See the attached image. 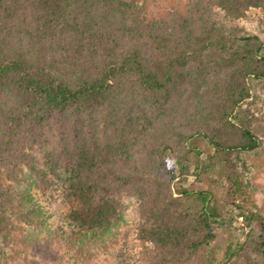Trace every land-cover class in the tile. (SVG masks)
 Segmentation results:
<instances>
[{
	"label": "trees",
	"instance_id": "1",
	"mask_svg": "<svg viewBox=\"0 0 264 264\" xmlns=\"http://www.w3.org/2000/svg\"><path fill=\"white\" fill-rule=\"evenodd\" d=\"M214 2L228 20L250 8L264 14V0ZM226 19L209 21L194 8L150 16L135 0H0V264L12 252L5 235L19 220L38 225L33 211L43 212L11 197L28 176L63 193L75 235L116 228L124 218L118 208L133 201L143 258L124 256L123 264H229L234 254L224 259L212 248L219 224L232 217L228 206L258 224L253 249L264 254V214L238 202L224 180L241 188L233 178L240 174L254 185L252 156L264 140L254 131L245 78L264 79V37L219 25ZM195 137L215 151L194 165L212 186L197 191L200 211L168 192L176 179L178 193H192L182 184L196 148L173 158ZM151 138L161 150H150ZM153 152L165 155V170L127 166ZM235 252L233 264H261L244 244Z\"/></svg>",
	"mask_w": 264,
	"mask_h": 264
},
{
	"label": "rangeland",
	"instance_id": "2",
	"mask_svg": "<svg viewBox=\"0 0 264 264\" xmlns=\"http://www.w3.org/2000/svg\"><path fill=\"white\" fill-rule=\"evenodd\" d=\"M135 1L144 4L150 16L165 15L172 8H179L184 12L192 11V8H194L209 21L215 17L222 20L226 19L225 13L215 5L214 0ZM226 20L227 22L223 21L219 25H225L227 28L237 27L239 29L238 34L244 32L257 33L261 37H264V14L258 8H250L245 15L237 19ZM222 38L224 42L227 41V35H224ZM210 55L212 58H217L216 56L219 55L218 50H211ZM124 81L128 83V80ZM245 82L246 87L249 89L248 101L250 103L247 104L249 112L258 118V122L254 124V131L264 140V79L260 80L249 76L245 78ZM150 143L153 146L150 144V150L153 151L155 148L157 151L161 150L156 138H151ZM188 146H194L196 152L194 153L189 150L188 156L192 162L191 175L182 185L189 188L192 193L187 196H182V194L178 193L181 183L176 179L172 182L170 191L168 192H171L175 198L183 197L185 202L191 207V211H200L202 201L198 192L204 188L212 189V186L206 180L201 179L202 177L199 174L196 175L198 167L194 165L199 163L204 166V163L208 160L207 155H212L215 151L205 137H195L189 141L188 145L182 144V146L178 145L175 147V157H172L173 160L175 161L178 157L177 151L179 155H184ZM167 152L168 157H171L170 151L168 150ZM150 154L152 155L145 157V161L148 163H142L141 160L129 161L127 166L130 167L134 163L143 164L144 166H155L157 163H161L163 169H166L164 162L166 160L165 155L160 159L154 152ZM38 155L41 158L42 154L38 153ZM252 160L255 163L251 174V181L254 185L246 186V183L242 180L243 176L240 174L234 175L233 178L234 181L236 179L241 181V188L237 189L233 186L229 178H224V180L229 194L236 196L238 202L245 200L247 204H250V201H252L256 206L255 209L264 214V146L252 156ZM209 170L214 176L220 175L214 168H210ZM165 172L167 173V171ZM154 180V178H150L149 180H145V182L152 184ZM9 182L13 183L12 180ZM47 184L46 182H38L35 180V176H28L20 182L17 188L15 186L12 190V199H15L22 209L25 211L31 210L33 202H35V205H39L43 212L33 211L36 218L35 223H38L40 226L33 225L26 219L24 221L19 220L17 228L14 229L11 235H5L6 246H9L12 250L5 258V264H123L122 257L124 256L127 259L143 258L142 242L139 241L136 235L135 220L137 216L135 215L136 205L133 201L130 202V206L128 207L118 208L124 211V218L118 226H115L116 228L97 230L94 235L87 233L75 235L70 233L68 224V211L71 204L68 203L67 199L63 198V193L60 190ZM25 189L27 193H23ZM20 210L18 208L15 212H19ZM227 210L229 212L224 213L225 217L227 219L232 217L227 220V223L219 224L217 229L218 236L214 239L212 248L217 250L220 256H224V259H228L227 256L229 254H234L233 257L228 259L229 264H233L236 260L239 261L235 250L239 244H244L245 249H249V253L254 255V260L264 264V254L256 252L253 249L258 242L256 240V235L259 232L258 229H260L258 224L254 223L251 226L250 223L246 222L244 215L237 213L238 210H236L235 206H228ZM253 226H255L257 231L253 229ZM63 231L68 232L63 233ZM67 236L70 237L68 238ZM94 238L97 241L91 240ZM68 239L69 241H67ZM239 264H247L246 259L240 258Z\"/></svg>",
	"mask_w": 264,
	"mask_h": 264
}]
</instances>
